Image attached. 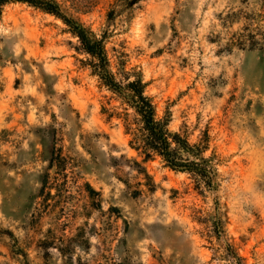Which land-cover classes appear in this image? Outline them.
<instances>
[{
  "label": "rangeland",
  "instance_id": "1",
  "mask_svg": "<svg viewBox=\"0 0 264 264\" xmlns=\"http://www.w3.org/2000/svg\"><path fill=\"white\" fill-rule=\"evenodd\" d=\"M53 1L119 77L142 76L210 175L132 148L121 97L70 27L7 2L0 264H264V0Z\"/></svg>",
  "mask_w": 264,
  "mask_h": 264
},
{
  "label": "trees",
  "instance_id": "2",
  "mask_svg": "<svg viewBox=\"0 0 264 264\" xmlns=\"http://www.w3.org/2000/svg\"><path fill=\"white\" fill-rule=\"evenodd\" d=\"M10 1H24L40 7L61 17L70 27L81 43L82 50L91 57L90 65L101 84L121 97L125 105L123 118L126 133L131 136L132 148L141 152L146 159L160 156L172 169L210 175L202 150L192 145L179 132L170 131L169 119L158 116L156 104L147 94V85L142 76L135 73L131 78L130 73L120 71L119 77L118 73L112 70L102 38L79 21L64 15L53 0H0V6ZM56 164L59 165V161Z\"/></svg>",
  "mask_w": 264,
  "mask_h": 264
}]
</instances>
